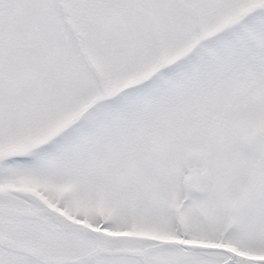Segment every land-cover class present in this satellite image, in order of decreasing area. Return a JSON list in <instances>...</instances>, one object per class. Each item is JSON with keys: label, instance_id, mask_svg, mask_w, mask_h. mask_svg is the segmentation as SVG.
<instances>
[{"label": "snow or ice", "instance_id": "obj_1", "mask_svg": "<svg viewBox=\"0 0 264 264\" xmlns=\"http://www.w3.org/2000/svg\"><path fill=\"white\" fill-rule=\"evenodd\" d=\"M0 264H264V0H0Z\"/></svg>", "mask_w": 264, "mask_h": 264}]
</instances>
